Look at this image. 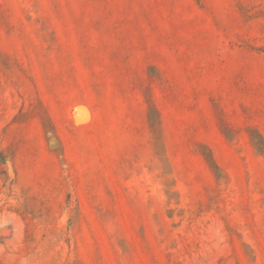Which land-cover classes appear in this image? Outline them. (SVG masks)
Here are the masks:
<instances>
[{
    "label": "rangeland",
    "instance_id": "obj_1",
    "mask_svg": "<svg viewBox=\"0 0 264 264\" xmlns=\"http://www.w3.org/2000/svg\"><path fill=\"white\" fill-rule=\"evenodd\" d=\"M0 264H264V0H0Z\"/></svg>",
    "mask_w": 264,
    "mask_h": 264
},
{
    "label": "bare ground",
    "instance_id": "obj_2",
    "mask_svg": "<svg viewBox=\"0 0 264 264\" xmlns=\"http://www.w3.org/2000/svg\"><path fill=\"white\" fill-rule=\"evenodd\" d=\"M78 115H79V114H77V117H78ZM77 117H76V118H77ZM78 118H79L80 120H82V121H87V120H88V116H87L86 114H84V115L82 114V115H80ZM79 119H78V120H79ZM75 120H76V119H75Z\"/></svg>",
    "mask_w": 264,
    "mask_h": 264
}]
</instances>
